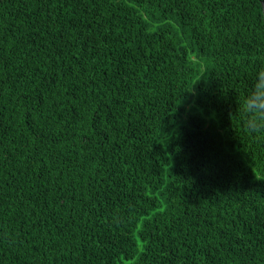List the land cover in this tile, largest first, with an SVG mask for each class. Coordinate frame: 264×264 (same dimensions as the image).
Returning <instances> with one entry per match:
<instances>
[{
    "label": "trees",
    "instance_id": "trees-1",
    "mask_svg": "<svg viewBox=\"0 0 264 264\" xmlns=\"http://www.w3.org/2000/svg\"><path fill=\"white\" fill-rule=\"evenodd\" d=\"M262 3L0 0V264H264Z\"/></svg>",
    "mask_w": 264,
    "mask_h": 264
},
{
    "label": "clouds",
    "instance_id": "clouds-1",
    "mask_svg": "<svg viewBox=\"0 0 264 264\" xmlns=\"http://www.w3.org/2000/svg\"><path fill=\"white\" fill-rule=\"evenodd\" d=\"M243 107L252 117L250 127L255 131L260 121H264V70L256 74L251 94L246 98Z\"/></svg>",
    "mask_w": 264,
    "mask_h": 264
},
{
    "label": "rangeland",
    "instance_id": "rangeland-1",
    "mask_svg": "<svg viewBox=\"0 0 264 264\" xmlns=\"http://www.w3.org/2000/svg\"><path fill=\"white\" fill-rule=\"evenodd\" d=\"M154 26H155V27H156V26H162V24H160V25H154ZM187 114H188V113L185 112V115H184V117H183V119H182V122L185 121V119H186V117H187ZM242 158H243L244 161H245V156H244L243 154H242ZM248 166H249V165H248Z\"/></svg>",
    "mask_w": 264,
    "mask_h": 264
},
{
    "label": "water",
    "instance_id": "water-1",
    "mask_svg": "<svg viewBox=\"0 0 264 264\" xmlns=\"http://www.w3.org/2000/svg\"><path fill=\"white\" fill-rule=\"evenodd\" d=\"M262 8H263V15H264V4L262 3Z\"/></svg>",
    "mask_w": 264,
    "mask_h": 264
}]
</instances>
